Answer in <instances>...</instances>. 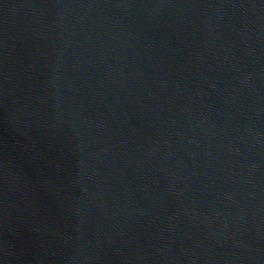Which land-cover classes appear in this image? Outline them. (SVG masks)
Here are the masks:
<instances>
[{"label":"water","instance_id":"95a60500","mask_svg":"<svg viewBox=\"0 0 264 264\" xmlns=\"http://www.w3.org/2000/svg\"><path fill=\"white\" fill-rule=\"evenodd\" d=\"M0 264H264V0H0Z\"/></svg>","mask_w":264,"mask_h":264}]
</instances>
